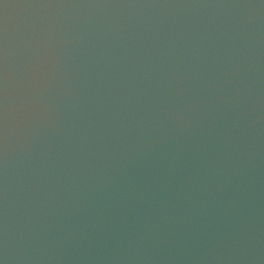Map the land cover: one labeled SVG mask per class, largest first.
I'll use <instances>...</instances> for the list:
<instances>
[{"label":"clouds","instance_id":"9594fccd","mask_svg":"<svg viewBox=\"0 0 264 264\" xmlns=\"http://www.w3.org/2000/svg\"><path fill=\"white\" fill-rule=\"evenodd\" d=\"M0 264H264V0H0Z\"/></svg>","mask_w":264,"mask_h":264}]
</instances>
